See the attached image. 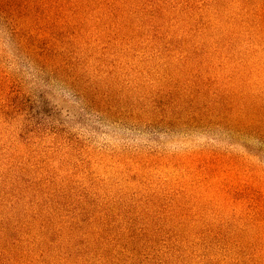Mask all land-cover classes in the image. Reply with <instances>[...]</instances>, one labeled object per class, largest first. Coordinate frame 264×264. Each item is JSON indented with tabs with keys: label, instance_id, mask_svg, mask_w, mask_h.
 Segmentation results:
<instances>
[{
	"label": "rangeland",
	"instance_id": "rangeland-1",
	"mask_svg": "<svg viewBox=\"0 0 264 264\" xmlns=\"http://www.w3.org/2000/svg\"><path fill=\"white\" fill-rule=\"evenodd\" d=\"M0 264H264V0H0Z\"/></svg>",
	"mask_w": 264,
	"mask_h": 264
}]
</instances>
